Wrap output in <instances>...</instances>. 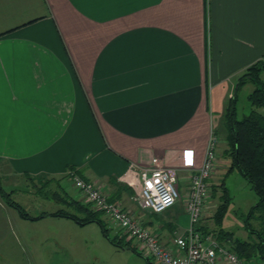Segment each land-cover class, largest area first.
Instances as JSON below:
<instances>
[{
	"label": "crops",
	"instance_id": "0c3cea01",
	"mask_svg": "<svg viewBox=\"0 0 264 264\" xmlns=\"http://www.w3.org/2000/svg\"><path fill=\"white\" fill-rule=\"evenodd\" d=\"M263 55L264 0H0V184L46 176L85 201L68 179L74 169L175 249L184 228L138 206L139 170L152 158L176 168L186 214L210 132ZM219 135L211 186L230 164ZM47 218L64 217L27 220L0 197V245L12 223L35 251L24 228Z\"/></svg>",
	"mask_w": 264,
	"mask_h": 264
},
{
	"label": "rangeland",
	"instance_id": "374dc122",
	"mask_svg": "<svg viewBox=\"0 0 264 264\" xmlns=\"http://www.w3.org/2000/svg\"><path fill=\"white\" fill-rule=\"evenodd\" d=\"M252 88L253 86L247 83L237 91L235 101L237 118H241L250 111L247 95ZM216 135L220 139L219 132ZM218 146L217 154L220 150V146ZM229 166L230 164L225 169H218L211 180L214 185H220L223 181L229 195L227 211L220 225L213 221L212 214L216 206L221 203V191L217 190L213 194L210 189L209 198H211L212 205L198 226L204 227L209 233H213L214 230L221 227L224 230L232 231L237 238L246 239L248 232L244 228V220L257 197L237 168L228 171ZM47 179L50 178L46 176L28 180L26 176L10 178L3 181V187L6 191L15 190L12 199L17 201L30 215L35 216L41 212H52L59 209L73 211L64 200L67 195L73 198L77 196L68 182L60 180L61 183L58 185L56 180L46 181ZM31 182H45L49 185H31ZM211 188L213 187L211 186ZM179 192L181 193L180 189ZM80 200L83 201V199ZM180 200L162 212L161 216L177 221L178 228H185L188 225V217L181 212ZM151 216L156 219L154 215ZM102 219L108 228L109 236H116L118 233L116 227L103 215ZM58 221L63 224H57ZM251 222L255 226L258 224L256 220H251ZM10 224L12 227L8 230V237L0 245L2 246L0 248V264H3L1 262L4 264H145L142 256L112 245L102 235L100 227L95 223L81 226L67 218H47L43 222L29 224L24 229L28 235L33 237L34 245L37 247L31 253L26 250L28 243L22 239L15 240L13 233L16 231V227L12 223ZM61 233L64 234L63 238ZM131 244L134 245L133 242ZM19 247L22 248L23 253H20Z\"/></svg>",
	"mask_w": 264,
	"mask_h": 264
},
{
	"label": "built area",
	"instance_id": "2783aa9c",
	"mask_svg": "<svg viewBox=\"0 0 264 264\" xmlns=\"http://www.w3.org/2000/svg\"><path fill=\"white\" fill-rule=\"evenodd\" d=\"M262 112L264 114V108ZM219 141L212 130L202 162L190 175L184 202L188 225L173 238L175 249L165 246L158 233L145 226L135 213L109 200L100 186L85 180L74 169H69L67 176L84 200L100 210L120 235L132 241L136 249L155 264H242L233 252L221 247L210 233L197 229L207 211L206 203L211 189L209 178L218 161ZM139 178L140 187L135 196L139 207L159 214L181 199L176 168L161 163L157 158H152L147 166L139 170Z\"/></svg>",
	"mask_w": 264,
	"mask_h": 264
},
{
	"label": "trees",
	"instance_id": "16d2710c",
	"mask_svg": "<svg viewBox=\"0 0 264 264\" xmlns=\"http://www.w3.org/2000/svg\"><path fill=\"white\" fill-rule=\"evenodd\" d=\"M263 78L264 55L246 67L238 76L234 93L227 99L221 114V124L217 129L213 130L215 134L217 132L225 134L228 144L226 154L230 156L228 171L237 168L257 197L255 204L249 208L244 220V228L248 232L246 239L237 238L232 231L224 230L221 227L210 233L221 247L233 252L242 261V264H246L253 259L264 262V114L261 111L264 108ZM247 83L253 86L247 95L251 108L248 114L237 118L235 107L236 94ZM26 178L34 179L35 177L26 175ZM48 180L53 179L50 178L46 181ZM212 187L213 194L217 190L221 191V203L216 206L212 214L213 221L220 225L227 211L229 195L223 181L220 185H213ZM13 192L4 190L0 184V197L21 218L37 220L44 216H53L71 219L81 226L95 223L100 227L102 235L112 245L120 248H129L137 255L142 256L145 264H155L151 258L143 256L136 249L135 245L133 246L131 241H127L124 236L116 234V236L110 237L108 228L102 219L103 213L95 209L90 203L67 195V198L65 197L64 200L74 212L59 209L52 212H41L33 216L26 212L17 201L12 199ZM251 220H256L258 224L255 226ZM197 229L201 232L209 233L207 229H204L200 225L197 226Z\"/></svg>",
	"mask_w": 264,
	"mask_h": 264
}]
</instances>
